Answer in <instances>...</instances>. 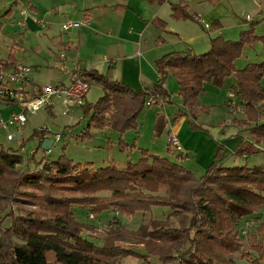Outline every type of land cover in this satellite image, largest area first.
<instances>
[{
    "label": "trees",
    "instance_id": "16d2710c",
    "mask_svg": "<svg viewBox=\"0 0 264 264\" xmlns=\"http://www.w3.org/2000/svg\"><path fill=\"white\" fill-rule=\"evenodd\" d=\"M149 1L162 4L168 0ZM169 5L171 18L196 20V14L188 10L184 0ZM87 11L83 12L84 21L89 18ZM150 23L165 30V21L158 17ZM247 23L237 39H225L219 34L210 37L209 48L202 53L171 51L158 57L154 66L159 77L152 85L132 88L110 76L112 66L105 73L95 68L78 70L80 79L103 89L96 101L88 102L85 97L80 106L82 118L87 117V127H108L120 135L136 130L147 98L153 96L154 104L170 101L172 93L165 87L170 75L176 81V96L180 98L173 120L185 118L191 129H200L197 119L209 111V106L199 100L204 84L223 87L228 79H234L230 88L242 105L245 119L241 123L247 126L244 131L255 143H264L260 109L264 98L261 83L264 60L248 61L239 68L235 64L243 49L256 43H261L264 55V32L255 31L259 20L250 19ZM214 26L217 30L221 25L215 20ZM161 40L163 37L158 36L157 41ZM14 48L11 46L5 58L10 66L19 64ZM1 99L7 102L4 97ZM165 125L163 116L157 114L156 134H161ZM46 134L43 128L31 133V139H37V148L47 138ZM89 135L88 129L82 133V137ZM23 145L0 146V212L17 203L32 207H17L18 213H13L11 207L7 209L5 217L10 224L0 227V264H121L119 259L131 254L154 255L162 263L228 264L226 257L233 253L249 264H264V235L259 237L251 230L243 243L237 232L241 219L264 212V165L217 164L223 150L221 143L214 160L200 176L147 149H140V157L127 161L123 167L108 164L91 168L74 162L64 153L54 160L32 159L36 148L29 158L35 160L36 167L30 169L28 164L21 167L24 158L19 152ZM125 146L128 144L120 137L118 147ZM130 147H135L134 143ZM167 149L170 150L169 143ZM244 151L246 147L241 146L235 154ZM75 206L97 215L112 211L132 216L150 212L153 206L170 211L164 219L151 218L147 225L129 231L115 213L109 221L114 224L106 230L102 242L96 244L83 235L85 223L76 212L82 209H76L74 214ZM263 229L264 224H260L257 230ZM127 240L141 245L143 252L121 244ZM50 254L53 261L48 259Z\"/></svg>",
    "mask_w": 264,
    "mask_h": 264
},
{
    "label": "rangeland",
    "instance_id": "374dc122",
    "mask_svg": "<svg viewBox=\"0 0 264 264\" xmlns=\"http://www.w3.org/2000/svg\"><path fill=\"white\" fill-rule=\"evenodd\" d=\"M83 1L97 4L103 0ZM259 1L262 0H220V2L216 0V2L213 1L212 4L206 1L204 5H192L190 9L210 13L206 18H203L210 26V31H218L223 24L225 30L223 29L224 32H222L223 30H219V32L225 37H229V29L231 30L232 25H235L234 23L243 25L245 22L248 25L246 20L256 18L257 13L262 15L258 18L259 22L263 21L264 4ZM58 2L59 0H17L15 3V0H0V58L2 60L0 61V66L4 68L11 67L8 64V60H5V58L7 57L10 47L15 46L16 58L20 64L28 66L31 69L30 76L34 82L33 84L36 86L39 85V87L53 85L62 78V74L59 72L58 68V55L61 52L67 56L66 64L71 68H74L75 65L79 68H87L91 61H94L96 64V61L102 60L105 55L108 56V39L103 36L102 31L104 30H96L95 32V30L91 29V26L84 23L81 17L84 8L80 7V0H75L73 4L67 3L68 1L64 0L65 4L55 6ZM31 4L36 8V10L30 12L29 15L31 18L34 20L40 19L43 22L39 24L43 27L38 33H33L32 30L21 25L20 21V18L23 16L19 15V11L22 9L29 11L28 6ZM8 8L13 9V14L10 16L5 13ZM154 8L158 9L156 5H154ZM165 8L168 10L167 6ZM99 12L103 13V11H93V14L95 13L94 18L101 16ZM109 15H111V17H109L110 21L111 18H115L114 16L119 17L121 14L115 15V13L110 12ZM26 16H28L27 12ZM215 20L221 25L217 30L213 28L215 27ZM67 21L81 22L85 26L81 24V27L63 30L61 25ZM81 28H84V30L82 31ZM149 28L155 32L154 27L150 25ZM259 31L260 30H257L256 32L258 34L262 33ZM59 38L77 41V48H71L68 45L60 46L57 43ZM161 48L164 49V52L176 49H169L168 46H163ZM262 50L261 43L245 47L243 54L235 62L236 67H242L248 61L253 62L261 60L260 56L262 54L260 52H262ZM76 58L78 59L77 61ZM117 79L120 80V77ZM170 79L165 82L167 85H170L169 87L172 89L173 86L171 85L172 83L175 84L176 81L172 76H170ZM229 80L232 79H228L227 82ZM7 83L6 81L4 82L5 85ZM206 88L207 91L199 96V100L209 106V111L198 117L197 123L201 125L202 128L196 130H200L210 137L216 138V133H218V130L221 128V123L227 122L232 115L238 117L240 112L237 114L235 110L233 111V108L224 102V99L227 98L225 96L227 90L225 85L223 87H215L211 83H207ZM31 91V89H29V91H23L24 96L28 97ZM174 91V93L177 92L176 85H174ZM102 94V87L96 83H91V85L89 84V89L85 97L88 102H94ZM231 94L233 96L232 92ZM233 97H231L230 101H232ZM1 98L0 119H6L10 113L20 110L16 102L10 103L9 101L8 104V100L5 102V100ZM176 98L178 97L176 96ZM4 99L6 98L4 97ZM228 99L229 98H227V100ZM177 103L178 102L174 101L172 104H165L161 110L162 115H169L171 120L175 121L173 117L177 113L178 106H175ZM157 109L158 106L153 104L152 106L146 105L144 110L140 113L141 115L139 114L140 116H138V126L136 130H129L120 135L117 131L108 127L101 129L92 126L87 127V117L82 118V109L80 106L76 107L73 112L65 113L61 100L59 98H54L51 105L41 107L35 112L25 111L26 121L23 125H9L5 128L0 127V146L17 147L21 143H24L23 148L19 152L24 158V164L21 165V167H25V165L28 164L30 169L36 167L35 160H54L62 153L67 155L74 162L88 165L91 168L102 167L108 164L123 167L127 161H136L140 157V149H147L149 153L166 156L170 160L177 161L188 168V162H180L173 146L171 147L170 145L171 153L170 150L167 149L169 141L167 142L165 133L162 131L161 134H156L154 131L155 121L153 122V118L149 116L143 117V114H150L154 117V120H156L157 114L155 115L154 111ZM43 127L49 128L46 137L53 139L52 146L47 150H43L41 147L37 148V139H31L30 137L34 129ZM86 129L89 130L90 135L82 137V133ZM189 129L191 128L189 127ZM8 134L14 137L9 140L7 139ZM56 134H59L60 139L54 142ZM169 135L170 133L168 137ZM120 137L125 144H128V146H125L123 149L118 147ZM133 143L136 147H130ZM202 147L204 146L201 145L200 148ZM36 148L37 150L32 158L35 160H30L31 152ZM249 149V156H254V150L252 148ZM250 159L251 160L245 161L238 156L233 157V160H235L234 164H246L247 166L255 165L254 159H257V157H254V159L250 157ZM260 160L264 163V159ZM224 165L233 164L227 162ZM192 167L197 171L193 172L196 176L202 175L205 171L204 168H199L195 166V164H193ZM10 207L13 213L20 212L19 210H15L17 207L25 209L32 208L31 205H25L24 203H17V205L12 204L8 208ZM7 209L4 212H0V227H7L10 224V219L5 217V214L8 212ZM76 209L82 210L77 211ZM75 210L78 212V219L85 223L82 229L83 235L96 244H100L102 242V236L106 234V230L114 224V222L109 223V221L116 212L113 214L112 211H103L99 215L90 214L88 211L86 212V208L78 206L74 207V214H76ZM169 211L170 210L166 207L153 206L150 212H137L132 216L116 213V217L120 220V223L124 225L125 229L129 231L135 230L141 224L147 225V221L151 218L164 219ZM260 224H264V212H258L257 214L241 219L237 226V232L241 241L243 243L246 242L245 235L251 230L257 232L259 237H262L264 235V229L262 231L257 230ZM133 241L127 240L121 242V244L130 248H136V250L143 252L142 246ZM226 258L228 264H249L244 259H241L238 253L227 255ZM48 259L53 261V255L50 254ZM119 261L121 264H180L178 261L162 263L154 255L141 257L140 255L134 254L122 256Z\"/></svg>",
    "mask_w": 264,
    "mask_h": 264
},
{
    "label": "crops",
    "instance_id": "0c3cea01",
    "mask_svg": "<svg viewBox=\"0 0 264 264\" xmlns=\"http://www.w3.org/2000/svg\"><path fill=\"white\" fill-rule=\"evenodd\" d=\"M16 1L17 0H15V3ZM67 1V3L70 4L75 2V0ZM177 1L179 0H168L162 4H158L157 2L149 0H103L100 3L94 4L92 2L80 0V7L84 8V11L87 9L89 10L87 11V16L89 18L87 21H84L83 19L84 23L91 26V29L95 30V32L96 30H104L102 31L103 36L104 38L108 39V56L105 55L102 60L96 61V64L94 61H91L87 68L82 67L80 69L95 68L99 72L105 73L108 69V66H112L110 69V76L115 79L120 77L121 81L125 82L132 88H140L143 87L144 84L152 85L159 77L154 66V61L167 52H164V49L161 47L168 46L169 49L176 48L170 50L169 52L188 50L194 53H202L209 48L210 37L213 35L219 34L225 39H236L238 32L247 26L245 22L243 25L234 23L235 25H232L231 30L229 29V37H225L219 32V30H225L223 24L218 31H210V26L206 23V21L203 20V18H206V16L210 13L191 10L190 8L195 4L204 5L206 1L212 4L213 1L211 0H184L188 4V10L196 14V20L173 19L170 17L169 2L175 3ZM214 2H216V0ZM259 2L264 4V0ZM60 4H65L64 0H59L55 6ZM154 5H156L158 9H155ZM166 6L168 7V10H166ZM28 8L29 11H25L24 9L19 11L20 16H22V11H25V16L26 12L28 13V16H26V18L21 17L20 21H25V27L27 29L32 30L33 33H38L41 31L43 26H40L36 22V19L34 20L29 15L30 12L36 10V8L33 4L29 5ZM8 9H10V11L6 14L10 16L13 14V9ZM94 10L103 11V13L99 12L101 16L94 18ZM83 12L81 13L82 18ZM110 12L115 13V15H121L119 17L114 16L115 18H111L109 21V17H111V15H109ZM261 16L262 15L260 13H257V17L254 19L257 20ZM154 17H158L165 21V30H159L153 26L152 23H150L151 19ZM150 25L154 27L155 32L149 28ZM81 30L83 31L84 28H81ZM224 30L222 32H224ZM257 30H260L259 32L262 33L264 32V19L262 22H259L256 25L255 31ZM158 36L163 37V40L157 41ZM57 43L60 46L68 45L71 48H77L78 44V42L75 40H65L63 38H59ZM260 53L262 54L260 56L261 60H264L263 50ZM58 59V68L59 72L62 74V78L57 82H67L68 74L74 68L68 67L66 64L67 56L63 52L59 53ZM77 60L78 59L76 58V61ZM169 79L170 75L167 76L166 80L169 81ZM233 81L234 79L225 83V86L227 87L225 96L229 99H224V102L233 108V111L235 110L237 114L240 112V114L238 117L232 115L229 120H227V122H222L221 128L218 130V133H216V138L210 137L200 130L189 129L185 118H179L175 121H172L169 115H162L161 110L165 104H172L175 101L178 102L175 106L179 105L180 98H176V93H174V85H176L177 90L176 83H172L171 86L173 87L170 89V85H167L165 82V87L172 93L169 102L162 103L160 101L157 104H153L158 106V109L154 111L155 115L161 114L164 121L166 122L163 133L166 135L167 142L169 133H174L177 135L179 142L182 145V150L176 151L175 153L180 159V162H188L187 166L189 164L188 168L192 172H197L193 169V164L199 168L206 169L207 166L214 160V155L218 148V142L222 144L223 150L220 154V157L216 159L217 164H225L227 162L234 164L235 160H233V157L235 156H238L240 159H244L245 161L251 160L250 157H253V159L254 157H257V159H254V162L260 165L264 164L260 160L264 159V143H255L251 139V136L248 134V132H246V130L244 131L247 126L241 123V121L245 119V115L242 112V105L239 104V98L233 97L231 94L232 90L230 85ZM27 82L25 84V91H29V89H32L36 86L33 84L34 82L32 81L31 76H29V81ZM207 83L204 84L205 89L202 93L207 91ZM261 83L264 91V75L262 77ZM202 93H200L199 96ZM231 97H233L232 101H230ZM260 109L263 113L261 121H264V98L260 102ZM148 116L153 118V122L155 121L152 115L143 114V117ZM201 145L204 147L200 148ZM241 146L246 147L247 151H244L240 154H235V151ZM249 148L254 150V156H249Z\"/></svg>",
    "mask_w": 264,
    "mask_h": 264
},
{
    "label": "built area",
    "instance_id": "2783aa9c",
    "mask_svg": "<svg viewBox=\"0 0 264 264\" xmlns=\"http://www.w3.org/2000/svg\"><path fill=\"white\" fill-rule=\"evenodd\" d=\"M21 15L26 18L25 11ZM25 20V19H24ZM38 24H42V20H36ZM25 26V21L21 22ZM81 22L67 21L62 23L61 28L68 30L71 28H78ZM80 68L75 65L74 69L68 74L67 83H55L53 85L37 86L32 88L28 97L24 96L25 84L29 79L31 69L23 64H16L9 68L0 66V96H3L8 102H16L20 108L18 112H12L6 119H0V127L5 128L9 125H23L26 121L25 111L35 112L41 107H46L53 103L54 98L61 100L65 113L73 112L76 107L84 103L86 93L89 89V83L82 81L78 77L77 71ZM8 82L6 85L4 82ZM16 89V90H14ZM23 90V91H22ZM155 103V98L150 96L146 100V105L150 106ZM46 133L49 128L43 127ZM14 136L8 134L7 139L11 140ZM59 134L55 135V141L59 140ZM168 141L176 151H181L182 146L176 134L170 133Z\"/></svg>",
    "mask_w": 264,
    "mask_h": 264
},
{
    "label": "water",
    "instance_id": "95a60500",
    "mask_svg": "<svg viewBox=\"0 0 264 264\" xmlns=\"http://www.w3.org/2000/svg\"><path fill=\"white\" fill-rule=\"evenodd\" d=\"M52 143H53V139L46 138L42 141L41 148L43 150H47L51 147Z\"/></svg>",
    "mask_w": 264,
    "mask_h": 264
}]
</instances>
